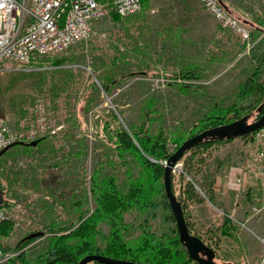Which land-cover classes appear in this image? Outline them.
<instances>
[{"label":"rangeland","instance_id":"374dc122","mask_svg":"<svg viewBox=\"0 0 264 264\" xmlns=\"http://www.w3.org/2000/svg\"><path fill=\"white\" fill-rule=\"evenodd\" d=\"M221 1L249 30L250 48L235 33L221 28L200 0H146L128 18L115 17L114 12L98 18L89 39L58 56L39 58L24 69L10 62L2 64L0 115L8 127L26 133L37 116L32 112L37 98L47 102L40 112L46 118V130L57 127L54 133L34 138L46 137L37 146L17 144L0 157V224L11 226L0 236L4 252L19 253L14 248L24 236L42 232L23 248L30 260L48 246L51 233L43 232L46 226L54 223L59 230L67 229L58 234L73 230L95 206L91 193L94 173L115 177L120 188L125 187L126 170L138 174L130 154L117 156L115 130L122 128L133 138L147 121L150 135L162 131L166 151L171 154L178 147L172 140L183 138L182 143L196 134L190 132L193 124L214 106L237 104L239 117L230 113L228 122L244 116L248 122L256 120L260 105L250 97L238 102L237 95L257 67L264 71V29L258 30L257 23L264 20V0ZM251 134L215 143L206 150L188 151L176 161H180L181 172H171V187L179 199L183 182L190 180L204 199L205 185L216 175L227 176L229 167H238L236 178L244 177L246 187L258 196L256 202L243 203V219L233 215L237 236L229 240L219 232L228 214L225 206L214 202L210 214L204 212L200 218L184 202L190 232L214 251L217 264H264V190L250 165L256 162L264 167V159L258 162L255 152L261 150V144H252ZM159 163L164 168L166 160L159 159ZM253 208L260 211L255 213ZM254 213L253 223L251 217L244 218ZM170 215L163 203L154 210H126L122 217L129 229H121L120 234L131 246L145 231L166 241L176 227ZM96 229L101 232L95 237L96 244L103 248L108 244L105 238L110 226L100 222ZM144 247L133 259L125 258V252L87 254L138 264H171L168 253ZM178 248L184 251L178 264H198L181 243Z\"/></svg>","mask_w":264,"mask_h":264},{"label":"trees","instance_id":"16d2710c","mask_svg":"<svg viewBox=\"0 0 264 264\" xmlns=\"http://www.w3.org/2000/svg\"><path fill=\"white\" fill-rule=\"evenodd\" d=\"M145 2L146 0H141V7ZM257 23L258 26L264 27V21L259 22L257 20ZM262 73L264 71L262 72L257 67L251 76L240 85L237 95L238 102L250 97L257 105H262V109H264V74ZM187 74H185L186 77L189 76ZM107 86V84L104 85V87ZM236 105L233 104V106L228 108L212 107L202 118L193 124L190 132L197 133L208 127L226 123L230 120L227 119L230 113L234 114L233 118L239 117ZM147 126L148 122H143L137 132L133 133V138L122 128L113 132L115 137L114 149L116 150L117 156L122 158L125 154H130L139 167L138 174L135 176L131 174L130 170H126V183L124 188L119 187L115 177L110 175L102 177L98 173H94L91 178V193L94 197L95 206L91 213L84 217L73 230L67 233L58 234L67 229L59 230L54 223L46 226L43 232L51 233L48 246L41 254L30 260H28L26 250L23 248L35 238L27 239L24 236L14 248L15 250H19V253L10 259L7 264H76L84 254H106L109 253L108 251L116 253L115 256L125 252V258L129 255L128 257L133 259V256L137 255V250L144 249L145 245L154 248L158 252L168 253L172 258L171 264H178L184 251L178 248L180 242L178 241L175 226L173 228V234L166 237V241L163 239V242L156 239L153 234L144 230L145 232L136 240V244L131 246L129 243L124 242L120 234L121 229L123 231H128L129 229L123 223L122 214L124 211L131 209L145 211L148 208L154 210L159 208V204L161 203L169 207L163 192V183L161 182L163 166L159 163V159L166 160L170 155L166 151V138L162 131H159L154 136L150 135ZM44 138L46 137L38 138V140ZM182 139L175 138L172 142L176 146H179ZM226 140L229 139L205 137L192 145L186 152L198 148L206 150L213 144ZM185 186L189 193L193 194L195 192L192 180L186 181ZM205 194L212 200L208 188ZM159 196L161 200H159ZM178 200L180 201L179 198ZM180 202L184 210V203L182 201ZM170 217L175 221L172 213ZM100 222H106L110 226L109 236L105 238L108 239V244L103 248H100L96 244L95 238L97 234L101 233L96 229L97 224ZM9 225L10 223L0 224L1 237L3 232H8L11 228ZM230 229L229 219L224 217L220 234L225 236L228 234L231 235L233 232ZM69 240H74V242H70ZM0 249L5 250V248L1 247ZM147 259L150 260V258Z\"/></svg>","mask_w":264,"mask_h":264},{"label":"built area","instance_id":"2783aa9c","mask_svg":"<svg viewBox=\"0 0 264 264\" xmlns=\"http://www.w3.org/2000/svg\"><path fill=\"white\" fill-rule=\"evenodd\" d=\"M200 1L221 28L235 33L247 48L251 47L249 30L221 0ZM140 9L141 0H0V69L5 62L24 69L39 58L58 56L75 43L89 39L92 24L98 18L114 12L125 19ZM46 104L43 99L35 100L32 112L37 116L26 133L9 128L5 117L0 115V150L14 142L54 133L57 127L47 131L46 118L40 113ZM249 141L261 144V150L255 152L260 162L264 159V125L252 132ZM250 165L253 173L259 175V185L264 190V167L256 162ZM179 166L180 161L173 165L171 172L179 174ZM253 210L258 213L260 208ZM17 253L0 249V264H6Z\"/></svg>","mask_w":264,"mask_h":264},{"label":"water","instance_id":"95a60500","mask_svg":"<svg viewBox=\"0 0 264 264\" xmlns=\"http://www.w3.org/2000/svg\"><path fill=\"white\" fill-rule=\"evenodd\" d=\"M262 105L257 107V112H261ZM247 116L240 119L224 123L218 126L207 128L186 138L166 159L163 168L162 183L163 192L167 199L169 208L175 220V225L178 234L179 242L185 247L189 258L198 264H217L214 261L215 253L207 246L198 236L192 234L187 226L185 215L182 210L181 202L173 192L171 187V170L175 162L180 159L184 153L195 143L205 137H212L216 139H231L235 137L245 136L251 132L261 128L264 125V113H262L256 120L248 122ZM38 139L31 142H14L0 150V157L10 147L20 144L25 146H34ZM3 203V192L0 189V205ZM42 235V232H34L26 236L27 239L35 238ZM90 261H97L103 264H138L131 260L117 259L100 254H87L83 256L77 264H87Z\"/></svg>","mask_w":264,"mask_h":264},{"label":"crops","instance_id":"0c3cea01","mask_svg":"<svg viewBox=\"0 0 264 264\" xmlns=\"http://www.w3.org/2000/svg\"><path fill=\"white\" fill-rule=\"evenodd\" d=\"M114 14V15H113ZM113 16L119 17L116 13H112ZM262 20H259V22ZM264 21V20H263ZM264 29V27L258 26V30ZM229 173L227 176L219 177L215 176V178L211 179V181L208 182L205 186L208 188V192L211 196L210 200L206 195H204V199H202L196 191L193 192V194L189 193L186 189L185 183L183 182L182 188L180 189V200L184 203H189L190 207L195 208V211L199 213L200 218L203 217L204 212L207 214H210V208L209 206L214 204V202H220L226 211L228 212L227 218L229 219V226L232 229L231 235H221L226 239H232L236 238V226L234 225V216H237L240 219H243L241 216L243 215L241 211V207L243 206V203L246 201H252L256 202L259 198L256 197V194L252 192L251 188H247V180L244 177H238L237 174L239 173L238 167H229L228 169ZM244 174V173H243ZM202 187V186H201ZM200 187V189H201ZM199 188V187H198ZM203 189V188H202ZM240 201V202H239ZM185 215V213H184ZM226 215V214H225ZM252 216L244 215L245 217H248L253 219L255 217V214H251ZM224 219V218H223ZM186 220V219H185ZM257 221H255L256 223ZM223 223V222H222ZM222 224L219 227V232L221 231ZM230 229V230H231Z\"/></svg>","mask_w":264,"mask_h":264},{"label":"flooded vegetation","instance_id":"af4514ba","mask_svg":"<svg viewBox=\"0 0 264 264\" xmlns=\"http://www.w3.org/2000/svg\"><path fill=\"white\" fill-rule=\"evenodd\" d=\"M264 113V109L261 112H258V116L256 117V119L262 114Z\"/></svg>","mask_w":264,"mask_h":264}]
</instances>
